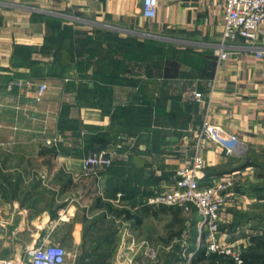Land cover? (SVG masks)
<instances>
[{"label":"crops","instance_id":"0c3cea01","mask_svg":"<svg viewBox=\"0 0 264 264\" xmlns=\"http://www.w3.org/2000/svg\"><path fill=\"white\" fill-rule=\"evenodd\" d=\"M218 3L159 0L150 18L143 0H0V222L12 239L28 231L21 240L32 244L59 227L75 242L79 232L78 245L151 246L170 210L148 200L193 158L205 122L237 138L232 155L212 142L201 150L205 182L242 174L240 204L222 212L223 242L244 256L264 237V62L243 39L219 58ZM16 80L30 84L9 89ZM93 149L116 154L88 176ZM3 250L2 241L10 257Z\"/></svg>","mask_w":264,"mask_h":264},{"label":"built area","instance_id":"2783aa9c","mask_svg":"<svg viewBox=\"0 0 264 264\" xmlns=\"http://www.w3.org/2000/svg\"><path fill=\"white\" fill-rule=\"evenodd\" d=\"M158 4L159 0H143V14L146 17H155ZM218 5L223 9L222 42L215 49L219 58H228L232 54L230 50L232 46L229 43L243 39L246 45L242 48L254 52L256 57L264 62V0H219ZM29 84L24 80H16L9 83L8 88L25 87ZM47 90L46 83L39 84L35 96L37 103L44 99ZM193 98L198 102L203 99L201 93H194ZM197 138L196 153L193 158L177 168L171 186L163 190L154 188L148 203L155 207H179L184 212H188L190 208L196 209L199 216V244L194 251L189 252L190 259L196 253L203 251L205 255L223 254L232 258L237 264H242L243 249L222 240V212L229 206L240 204V197L234 192V188L242 174L231 173L211 177L205 182L203 175L205 160L201 154L204 145L212 142L223 146L227 155H232L237 138L221 126L208 122H205ZM115 154V151L109 149L89 153L83 160L86 174L97 175L99 171L112 166ZM3 231L4 224L0 222V264H75L70 259L71 251L56 241L51 234L34 235L32 244L23 246L22 254L18 259L16 256L3 257L1 255ZM186 233L187 231L184 233L183 241L177 242L183 251L182 256H186L188 252ZM145 248V255L155 254L150 246ZM186 264L191 262L188 261Z\"/></svg>","mask_w":264,"mask_h":264},{"label":"rangeland","instance_id":"374dc122","mask_svg":"<svg viewBox=\"0 0 264 264\" xmlns=\"http://www.w3.org/2000/svg\"><path fill=\"white\" fill-rule=\"evenodd\" d=\"M89 194L91 193L89 192ZM165 207L169 208L170 210V214L167 219L169 225L168 231L166 232L160 230L161 226L153 223V229H157V232L153 231V244L150 247L153 249L155 254L151 256L144 254L146 249L145 247L124 248L122 245L119 247L113 245L102 248L86 246L84 241H81L82 245H78L80 242L79 232L77 233V241L75 242V240H71L69 233H66L65 235L63 228L58 229L59 227L52 232V237L71 251L70 259L74 261L75 264H186L188 261H190L191 264H207L206 260L201 259L199 253H196V255L193 256L194 259H190L189 252L192 251L189 249L187 253L185 252L186 256H182L183 251L181 250V247L178 245L175 246L177 243H175V241L178 238L170 240L171 238H174V234L180 232V230H187L186 236L193 237L192 225L194 223V217L197 219L195 221L196 224L199 221V216L196 209L190 208L188 212H180V208L178 207ZM181 220L183 224L180 222ZM59 222L62 223L60 219L58 220V223ZM12 233L13 232L11 230L7 229H4L3 231V253L4 255L10 257L16 256L18 259L22 254L24 246V242H22L21 239L29 238L30 232L19 231V233H17V237L19 239H12ZM159 236H161V238H159ZM205 256L207 257L208 255L206 254ZM86 258L89 261H86Z\"/></svg>","mask_w":264,"mask_h":264},{"label":"trees","instance_id":"16d2710c","mask_svg":"<svg viewBox=\"0 0 264 264\" xmlns=\"http://www.w3.org/2000/svg\"><path fill=\"white\" fill-rule=\"evenodd\" d=\"M61 57L63 56H60V58ZM95 151H99V150L93 149L91 152H95ZM111 167L112 166H110L109 168ZM107 208L110 211L112 210L111 205H108ZM254 239H255L254 246H252L249 249V251L244 254L242 264H253V263L264 264V237H257ZM198 253L200 254L202 260H206L207 264H237L236 262H234L232 258L226 255H223V254L211 253L206 257L203 251L198 252ZM86 261H89V260L86 258Z\"/></svg>","mask_w":264,"mask_h":264}]
</instances>
